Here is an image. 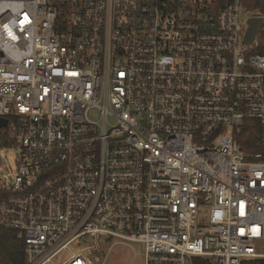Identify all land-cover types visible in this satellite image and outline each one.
Here are the masks:
<instances>
[{
  "label": "built area",
  "instance_id": "built-area-1",
  "mask_svg": "<svg viewBox=\"0 0 264 264\" xmlns=\"http://www.w3.org/2000/svg\"><path fill=\"white\" fill-rule=\"evenodd\" d=\"M252 18L245 0H0V149L19 152L0 228L25 264L264 259Z\"/></svg>",
  "mask_w": 264,
  "mask_h": 264
},
{
  "label": "trees",
  "instance_id": "trees-1",
  "mask_svg": "<svg viewBox=\"0 0 264 264\" xmlns=\"http://www.w3.org/2000/svg\"><path fill=\"white\" fill-rule=\"evenodd\" d=\"M249 11H260L264 17V0H245ZM262 34L258 53L264 55V25L259 32ZM248 138V135H247ZM246 135L239 138L241 144L248 150H251L244 143ZM0 264H25V244L18 238L15 231L0 228ZM195 264H210L204 259H196ZM242 264H264V259H250Z\"/></svg>",
  "mask_w": 264,
  "mask_h": 264
},
{
  "label": "rangeland",
  "instance_id": "rangeland-1",
  "mask_svg": "<svg viewBox=\"0 0 264 264\" xmlns=\"http://www.w3.org/2000/svg\"><path fill=\"white\" fill-rule=\"evenodd\" d=\"M262 29V28H261ZM262 39V34L259 35L258 41L260 45V40ZM18 151L15 149H0V179L7 175L10 169L13 168ZM135 253L131 249H127L123 246H117L108 260L109 264H143V258L140 255L141 249L134 248Z\"/></svg>",
  "mask_w": 264,
  "mask_h": 264
},
{
  "label": "water",
  "instance_id": "water-1",
  "mask_svg": "<svg viewBox=\"0 0 264 264\" xmlns=\"http://www.w3.org/2000/svg\"><path fill=\"white\" fill-rule=\"evenodd\" d=\"M264 25V19L263 18H252L248 22V30L245 35V44L251 45L253 44L257 36L261 30V28Z\"/></svg>",
  "mask_w": 264,
  "mask_h": 264
}]
</instances>
